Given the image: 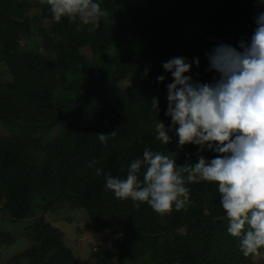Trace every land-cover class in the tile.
<instances>
[{
	"label": "trees",
	"instance_id": "obj_1",
	"mask_svg": "<svg viewBox=\"0 0 264 264\" xmlns=\"http://www.w3.org/2000/svg\"><path fill=\"white\" fill-rule=\"evenodd\" d=\"M98 2L110 16L90 32V25L77 31L66 18L53 21L40 0H0V128L10 132L0 135V204L11 223L26 224L32 243L5 264H78L58 229L35 220L62 203L84 210L96 226L119 237L114 242L124 254H119L120 262L130 256L143 258V264H250L254 256H243L239 240L227 232L217 184L187 185V206L160 215L146 203L116 198L106 189L105 176L125 178L130 163L142 158L146 148L175 153L178 166L195 164L198 156L215 158L206 147L200 151L199 146L156 140L157 120L170 119L165 115L167 85L173 82L162 65L183 57L192 64L193 82L205 75L213 82L219 77L208 73L205 53L219 44L238 48L241 39L250 40L264 4ZM34 33L42 46L37 41L21 44ZM120 47L123 51L113 54ZM161 75L163 82L157 80ZM154 97L159 111L152 107ZM115 130L116 136L101 144L96 134ZM93 160L97 163L89 167ZM140 175L142 179L143 169ZM10 242H15L13 232L0 234V248ZM110 259L95 253L86 264H111Z\"/></svg>",
	"mask_w": 264,
	"mask_h": 264
},
{
	"label": "clouds",
	"instance_id": "obj_2",
	"mask_svg": "<svg viewBox=\"0 0 264 264\" xmlns=\"http://www.w3.org/2000/svg\"><path fill=\"white\" fill-rule=\"evenodd\" d=\"M264 4V0H257ZM53 21L66 18L76 30L91 26L94 32L101 18L110 11L98 0H40ZM256 27L250 40L241 39L238 48L219 44L206 52L209 68L219 78L211 84L193 82L192 64L183 57L163 63L173 82L167 85V111L171 126L157 120L156 140L171 142L175 132L178 146L205 147L216 153L206 160L198 156L195 164L177 165L175 153L165 155L149 148L142 158L134 159L125 178L105 176V187L118 199L148 204L160 215L184 209L190 196L187 185L209 182L218 185L220 206L227 221L228 234L239 240L243 256L264 255V11L255 17ZM193 63L199 66V60ZM165 77L158 76L163 82ZM158 108V98L151 101ZM101 144L116 136L96 134ZM97 163L93 160L92 164ZM143 176L141 179V170ZM101 174V169H96Z\"/></svg>",
	"mask_w": 264,
	"mask_h": 264
},
{
	"label": "rangeland",
	"instance_id": "obj_3",
	"mask_svg": "<svg viewBox=\"0 0 264 264\" xmlns=\"http://www.w3.org/2000/svg\"><path fill=\"white\" fill-rule=\"evenodd\" d=\"M25 1L26 0H16V3ZM37 12H39V10H37ZM37 12H35V14ZM36 41L40 43V46L43 45L41 37L34 33L27 39L22 38L21 44L23 45L26 42ZM123 48L120 47L114 49L112 52L113 54L121 53L123 51ZM85 54L88 56L90 52L88 51ZM168 55L170 57H174L176 55V52ZM204 68L201 71H204ZM209 71L208 73H211L214 76L215 74H218L215 71ZM1 72L2 71H0V73ZM189 75L191 76L190 72ZM140 77L141 75L138 76V79ZM203 78H201L202 81L199 83L210 84V76L205 75ZM170 80H172V78H170ZM127 84L129 83H126L125 85ZM163 123L165 124L166 128L170 127L171 118ZM55 131H53L51 136H53ZM9 134V131L0 128V135L5 136ZM168 134L171 137V143L174 144L178 141V137L175 135L174 131L169 132ZM190 147L191 149H193L196 147V145H190ZM35 220H42L45 223H48L50 226L58 229V231L61 233L64 246L69 250L78 264H86L89 261L94 260L95 253L101 252L111 257V264H143V258L138 257V259H132L130 256L126 255V258H123L122 262H120L119 254H123V252L122 250H116V242H114V240H119V237L112 235L104 228L96 226L89 220L84 210L76 208L69 203H62L55 206L49 211H42L36 215ZM224 221L225 223L227 222L226 219ZM25 227L26 224L24 223H11L5 210L0 204V234L5 233L6 231H11L15 235L14 243L10 242L9 244L4 245L0 248V264L7 263L12 258L18 256L32 245V243L26 238L27 232L25 231ZM125 228L126 230H129L128 224H125ZM263 261L264 255L260 257L254 256L250 264H263ZM21 264L27 263L25 261H22Z\"/></svg>",
	"mask_w": 264,
	"mask_h": 264
}]
</instances>
